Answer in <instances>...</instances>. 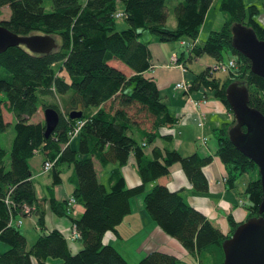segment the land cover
<instances>
[{
    "label": "trees",
    "instance_id": "trees-1",
    "mask_svg": "<svg viewBox=\"0 0 264 264\" xmlns=\"http://www.w3.org/2000/svg\"><path fill=\"white\" fill-rule=\"evenodd\" d=\"M165 2L0 0V11L7 8L10 13L7 20L0 22L8 32L22 38L46 35L58 44L56 51L46 55L31 54L23 47H13L0 54V136L8 127L5 121L8 116L16 122L8 170L4 162L6 153L0 145V243L7 248L0 253V264H34V261L45 263L46 260L58 261V264H127L114 248L105 244L104 236L115 232L129 216L130 200L142 195L144 211L150 220L181 245L196 264H223V242L239 225L229 218L231 229L225 236L200 212L193 210L184 197L155 184L161 177H167L171 166L177 164L192 189L205 194L208 182L202 169L211 163V158L201 159L197 155L184 158L171 148H165L164 154L153 148L151 157H146L145 151L158 138L157 132L173 123V118L161 102L157 84L148 76L147 71L154 65L149 62V43L142 40L144 34L162 45L179 40L186 43V40L189 44L187 61L190 62L203 56L215 63L236 61L237 69L224 80L215 78L210 68L204 69L189 83V92L206 90L232 117L230 124L213 132L218 145L216 156L226 169L229 187L242 176L250 178L246 190L250 203L247 221L258 218L262 189L257 168L229 142L227 133L235 123L225 90L232 83L244 86L248 91V107L264 117V80L251 74L250 62L239 56L231 45V28L235 25L253 30L263 42L264 16L255 4L221 0L219 11L227 17L226 22L219 32H211L204 42L198 43L213 0H178L172 12L171 28ZM120 13L123 14L121 20H115L114 16ZM177 60L179 64L183 62L178 57ZM57 98L59 105L49 101ZM49 108L57 112L60 121L55 132L45 139L44 123L32 124L29 120L38 110L44 112ZM135 108L136 113L152 118L151 131L140 133L142 145L136 143L131 134L133 118L129 113ZM92 110L98 111L91 116ZM74 111L82 112L81 120L68 119ZM79 121L86 123L77 137L78 147L73 150L67 136ZM162 137L170 143V135L162 134ZM40 153L53 164L54 186L61 182L60 168H73L76 187L72 198L82 206L83 213L79 218L68 216L67 203H57L53 198L49 207L55 216L67 217L76 225L81 239L76 243H69L66 236L57 231L43 233V203L35 196L28 165L29 160ZM130 156L135 160L141 183L126 189L120 170L127 165ZM94 160L101 168L117 166L112 171L107 191L98 182ZM10 189L15 209L13 219L27 217L22 208H29L30 215L36 212L38 229L43 233L29 248L24 236L9 227L2 199ZM77 243L81 249L73 253L69 246ZM138 264L181 262L153 252Z\"/></svg>",
    "mask_w": 264,
    "mask_h": 264
},
{
    "label": "crops",
    "instance_id": "crops-1",
    "mask_svg": "<svg viewBox=\"0 0 264 264\" xmlns=\"http://www.w3.org/2000/svg\"><path fill=\"white\" fill-rule=\"evenodd\" d=\"M144 41L149 43V62L155 67L153 73L148 74V76L157 84L161 102L167 107L169 115L173 118V123L157 132L158 138L145 151L146 157L148 159L151 157L153 148L160 149L162 154L165 153V148H171L175 150L180 157L186 158L197 155L201 159L211 158V163L204 165L202 169L208 182V191L205 192V194H199L192 189L183 170L180 169V166L177 164L171 166L170 174L167 177H161L155 184L164 186L171 193H178L181 197H184L185 201H187L193 210L200 212L208 222L219 230V232L228 236L231 229L228 219L230 218L237 225L246 222L248 216L247 207L250 204L246 197L249 177L245 176L247 177L246 182L245 179H242L244 178V176H242L237 179L232 187H229L226 182V169L216 156L218 145L213 132L221 129L224 124H230L232 117L226 112L223 105L212 98L211 100L209 99V92L206 90H200L199 93H195V99L192 98L190 94L194 102L200 103V100L205 101L200 104V110L198 112H196L188 102L185 103V101L183 102L181 99L179 101L172 99V104L165 103L164 100L167 97H163L161 91L166 92L167 88L170 87L172 88L171 90H173L174 85L178 84V82H183V78L188 72L186 68V63L188 62L187 55L183 54L182 56V54H176L173 56L183 60L181 64L184 65L186 73H182L177 69V76H172L168 72L169 70L166 71L163 69L169 64V61L166 59L168 54L167 51L164 50L163 45L158 44L152 39L151 41ZM200 42H204V40H201L198 36V43ZM195 62L197 63L199 61ZM206 68L210 67L206 66ZM131 75L132 73L129 71V76ZM186 82L189 84L191 81L188 80ZM97 111L98 110H92L90 115L92 116ZM42 114L43 112L38 110L36 116L37 119L40 116V121L43 123ZM134 114H136V112ZM10 117V120L14 121L12 116ZM199 117H201L202 121L201 128L197 125ZM12 123L14 124V122ZM8 124H11V122ZM137 124V121H133L131 134L136 143L142 145L143 140L140 137V133L143 131L148 133L151 131L152 127L150 126V128L147 127V129H145ZM180 124L183 125L180 129L178 126H175ZM162 134L171 136L170 143L163 139ZM202 139L205 141L202 142ZM74 142H76V144H73ZM70 145L73 150H76L78 147L77 138L73 139ZM34 158H38V160L35 166L29 164L30 176L32 186H34L35 196L39 202L43 203L45 229L43 233L48 234L57 231L63 236H67L70 230V220L67 217L55 216L50 210L49 201L53 198L57 203H64L67 202L68 199H73L72 193L76 187L73 181V174L69 179V184L71 186L62 183L60 176V184L52 187L55 175L53 170L46 174L42 172L43 163L46 161L45 157L40 153L32 159ZM128 160L127 165L120 170L126 189L138 187L141 183L135 168L134 158L130 156ZM93 162L94 172L97 175L98 182L106 191L109 190L111 185L110 176L112 171L117 169V166L109 165L106 168H101L95 160ZM151 187L152 185L148 186L146 191H150ZM129 204V216L123 220L115 232H109V234L104 236L105 244L114 248L119 256L124 258L127 264H138L145 256L153 252H159L177 258L181 264H196L195 260L187 255L181 245L162 233L156 224L150 220L148 214L144 211L143 195L130 200ZM70 209L71 212H73L72 217L74 218H79L84 211L82 206L76 203L73 207H70ZM15 220L22 221L21 225L29 222L28 228L25 227L24 233L21 234L24 236L25 241L27 235L34 234L35 242V240L43 234L40 229H38L36 212H33L27 217H16ZM20 227L21 226H15L14 228L19 229ZM69 247L73 253H77V251L81 249L79 243L70 245ZM6 250L7 248L5 245L0 247V253ZM34 264H58V261L46 260L45 263L34 261Z\"/></svg>",
    "mask_w": 264,
    "mask_h": 264
},
{
    "label": "water",
    "instance_id": "water-1",
    "mask_svg": "<svg viewBox=\"0 0 264 264\" xmlns=\"http://www.w3.org/2000/svg\"><path fill=\"white\" fill-rule=\"evenodd\" d=\"M232 47L250 62V72L264 80V41L257 39L253 30L242 25L231 28ZM13 47H23L31 54L46 55L57 50L58 44L49 36L18 37L0 25V54ZM225 99L233 114L234 127L228 131L231 145L248 158L257 168L261 202L258 218H250L239 225L232 236L224 241L223 264H264V117L248 107V91L236 83L228 86ZM82 112H71L68 119L81 120ZM44 138L48 139L59 124L54 109L43 112Z\"/></svg>",
    "mask_w": 264,
    "mask_h": 264
},
{
    "label": "rangeland",
    "instance_id": "rangeland-1",
    "mask_svg": "<svg viewBox=\"0 0 264 264\" xmlns=\"http://www.w3.org/2000/svg\"><path fill=\"white\" fill-rule=\"evenodd\" d=\"M177 2H178V0H166V2H165V6H166V9L168 10V17H169L168 26L170 28L173 26V23H174V17L172 16V12H173V9H174L175 4ZM220 2H221V0H213L211 8L207 11L206 19L201 26L202 28H201V31L199 34V38H201V40L203 39L205 41L211 32H219V30L222 29L223 24L227 20V17L219 11V8L221 5ZM243 2L246 5L255 4L258 7V10H260L261 16H264V9H263L264 8V6H263L264 0H243ZM118 11H120V10H118ZM0 14H1L0 22L7 20L9 15H10L7 8H2L0 11ZM260 20H261V18H260ZM119 24L121 25V23H119ZM142 40H150L151 41V37L148 34H144L142 37ZM55 41H57V40H55ZM184 41L187 43L186 40H184ZM56 44H57V42H56ZM163 47H164V50L167 51L168 57L166 59H167V61H169L168 62L169 64L166 65V67H164L163 69H165L166 71L169 70L168 72L172 76H177V73H178L177 67L172 64L171 59L176 54H178V55L186 54L187 55V50L181 48L180 40L176 41V43H167V44L165 43L163 45ZM198 61L199 62H197V63L194 61H192V62L188 61L186 63V68H187L188 72L184 76L183 82H186L188 80L192 81L195 76H197L200 72H202V71H204V69H206V66L212 67V66H215V64H216L214 60H212L210 57L208 58L206 56L199 58ZM225 61H227V60H225ZM227 76H228V74L223 73V72H221V73L217 72L214 75V77L219 79V80H224L227 78ZM172 78H176V77H172ZM186 83H188V82H186ZM171 89L172 88L170 87V88H167L166 92L161 91L163 94V97L164 96L167 97L164 100L165 103H167V104L171 103L172 104V102H173L172 99H175V101H179L181 99L183 102L185 101V103L188 102V96H185L182 91L179 90L178 92H176V91H174V87H173V90H171ZM131 90H132V88L129 89V92ZM195 95H196L195 93H192L191 97L195 99V97H194ZM208 95H209L208 97L210 100H211V98L214 99L212 97V95H210V93ZM49 101L52 103H55L57 105H59V103H60V100L58 98L55 100L49 99ZM135 112H136V108L130 110V117L133 118V121H135V122L137 121L138 122L137 125L145 128V129H147V127L150 128L151 123H152V118L150 116L146 115L145 113L134 114ZM10 119H11L10 116H8L5 119L6 122H8V123L11 122V124H8L6 131L4 132L3 135L0 136V145L6 153V157L4 159V162L7 166V170L9 168L8 162H9V157H10L9 152H10V148H11V142L15 136L14 125L16 124L15 121H12ZM42 119H43V114H42ZM29 121L32 124L42 123V121H40V116L37 119L36 115L33 116ZM12 122H14V124ZM175 126H178L179 129H180V127H183V125H181V124L175 125ZM213 139H214V137H213ZM73 144H76V142H74ZM72 146H74V145H72ZM37 160H38V158L30 159L28 165L30 164V165L35 166ZM72 170H73L72 166H69V167L64 166V167L60 168L61 180H62V183H64L65 185L71 186L69 184V179L72 176ZM242 179H245V181L247 182V177L244 176V178H242ZM249 180H250V178L248 179V181ZM59 184H57L55 186H58ZM52 187H54V185ZM67 215L69 216V214H67ZM28 224H29V222H26V223H24V225H21V227L19 229H17L18 231H20V234L24 233V229H25V227L28 228ZM34 239H35L34 234H31L29 236L27 235L26 241L28 242V247L33 245ZM2 246H3V244L0 243V247H2Z\"/></svg>",
    "mask_w": 264,
    "mask_h": 264
},
{
    "label": "built area",
    "instance_id": "built-area-1",
    "mask_svg": "<svg viewBox=\"0 0 264 264\" xmlns=\"http://www.w3.org/2000/svg\"><path fill=\"white\" fill-rule=\"evenodd\" d=\"M123 17V14L120 13V14H116L114 16L115 20H121V18ZM181 45V48L185 49V50H189V44L187 43H184L183 41H181L180 43ZM172 61V64L174 66L177 67V69L179 71H181L182 73H186V70L185 68L183 67V65L179 64L178 63V60L176 57H172L171 59ZM154 68L155 67H151L147 72L149 74L153 73L154 71ZM237 68H236V61L234 59H231V60H228L226 62H220V63H216L215 66H212L210 67V72L212 74H216L217 72H223V73H226V74H230L232 73L233 71H235ZM189 87L190 85L187 84V83H184V82H178V84L174 85V91L178 92L179 90L182 91L184 93V95L188 96V103L189 105H191V107L196 111L198 112L200 110V104L205 102L204 100H200V103H197V102H194L192 101L191 97H190V92H189ZM86 123V121H79L77 122V124L71 129L70 133H68V144H71L72 143V140L77 138L80 131H81V128L82 126ZM198 127L201 128L202 127V121H201V117H199L198 119V123H197ZM205 140L202 139V142H204ZM37 155V154H36ZM43 169H42V172L44 174L50 172L52 169H53V166L52 164H48L46 161L43 163ZM12 189H10L8 191V193L3 197L4 199H2V202H3V205L5 207V209H7V212H8V218L10 220L9 222V227H19L21 226V223L22 221H16L15 219H13L12 217V213L14 212V207H13V204H12V200H11V194H12ZM67 203V208H68V213H71V209L70 207H73L75 205V201L73 199H68V201L66 202ZM24 213L26 214V216L30 215V209L29 208H26V207H23L22 208ZM70 230H69V234L66 236V239L69 241V243H76V241H79L81 240L80 239V233H79V229L76 227L75 224H70Z\"/></svg>",
    "mask_w": 264,
    "mask_h": 264
},
{
    "label": "bare ground",
    "instance_id": "bare-ground-1",
    "mask_svg": "<svg viewBox=\"0 0 264 264\" xmlns=\"http://www.w3.org/2000/svg\"><path fill=\"white\" fill-rule=\"evenodd\" d=\"M70 133V132H69ZM48 164H52V163H50V162H48V161H46ZM52 166H53V164H52ZM67 214H69V216H71L72 217V215H73V212H71V213H67ZM74 218V217H73ZM72 224V223H71ZM74 224V223H73Z\"/></svg>",
    "mask_w": 264,
    "mask_h": 264
}]
</instances>
